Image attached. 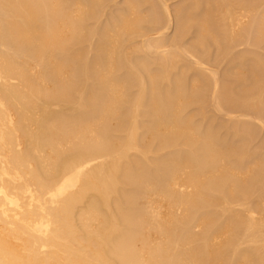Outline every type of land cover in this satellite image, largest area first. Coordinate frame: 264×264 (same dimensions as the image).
Listing matches in <instances>:
<instances>
[{
	"label": "bare ground",
	"instance_id": "1",
	"mask_svg": "<svg viewBox=\"0 0 264 264\" xmlns=\"http://www.w3.org/2000/svg\"><path fill=\"white\" fill-rule=\"evenodd\" d=\"M263 42L264 0H0V264H264Z\"/></svg>",
	"mask_w": 264,
	"mask_h": 264
},
{
	"label": "rangeland",
	"instance_id": "2",
	"mask_svg": "<svg viewBox=\"0 0 264 264\" xmlns=\"http://www.w3.org/2000/svg\"><path fill=\"white\" fill-rule=\"evenodd\" d=\"M171 31H172V29L170 30V32H171ZM172 32H173V31H172ZM244 43H245V42H244ZM244 43H243V44H244ZM248 44H251V43H248ZM245 45H246V46L244 47L243 51H244V50H247V49H249V47H252V46H253V45H250L249 47H247V43H246ZM241 46H242V45H241ZM241 46H239L238 48H240ZM242 47H243V46H242ZM242 47H241V48H242ZM258 47H259V46H258ZM263 47H264V42L260 44V48H259V49H261V48H263ZM238 48H236L235 51H237ZM241 48H240V49H241ZM240 49H238V50H240ZM251 49H252V48H250L249 50H251ZM256 49H257V48H256ZM259 49H257V51H258ZM241 50H242V49H241ZM263 50H264V48L261 49V52H260L261 54H262ZM262 55H264V54H262ZM223 63L226 64L227 62L224 61ZM225 64H223V65H225ZM223 68H224V67H223ZM225 68H226V67H225ZM225 68H224V69H225ZM263 134H264V131H262V133L260 134V137H259V140H260V141L263 139L262 137H264ZM262 135H263V136H262Z\"/></svg>",
	"mask_w": 264,
	"mask_h": 264
}]
</instances>
